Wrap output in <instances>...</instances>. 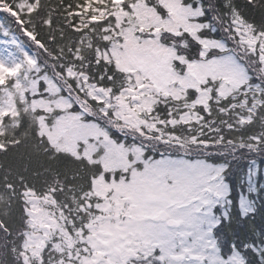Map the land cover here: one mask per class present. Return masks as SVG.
Masks as SVG:
<instances>
[{"label": "snow or ice", "instance_id": "obj_1", "mask_svg": "<svg viewBox=\"0 0 264 264\" xmlns=\"http://www.w3.org/2000/svg\"><path fill=\"white\" fill-rule=\"evenodd\" d=\"M0 264H264V0H0Z\"/></svg>", "mask_w": 264, "mask_h": 264}, {"label": "trees", "instance_id": "obj_2", "mask_svg": "<svg viewBox=\"0 0 264 264\" xmlns=\"http://www.w3.org/2000/svg\"><path fill=\"white\" fill-rule=\"evenodd\" d=\"M236 190H237V193H239V192L241 191V187H240L239 184H237V186H236Z\"/></svg>", "mask_w": 264, "mask_h": 264}]
</instances>
